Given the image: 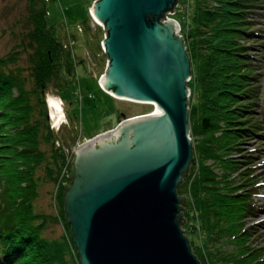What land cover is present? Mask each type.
<instances>
[{"label":"trees","instance_id":"16d2710c","mask_svg":"<svg viewBox=\"0 0 264 264\" xmlns=\"http://www.w3.org/2000/svg\"><path fill=\"white\" fill-rule=\"evenodd\" d=\"M47 1L28 0V31L15 49L0 55V264H69L66 252L76 254L80 262L64 209L72 160L68 163L63 150L55 146L46 97L51 86L62 92L75 85L76 67L83 59L76 57L57 34L56 24L48 20ZM193 3L188 23L174 16L181 22L191 60L194 163L177 188L186 197L182 228L202 264H264V247L250 245L253 232L245 226L249 213L264 209L255 199L264 179L257 178L255 162L250 160L252 164L241 170L243 161L234 159L242 151V141L264 136V115H252L262 76L253 50L264 47L258 41L264 34L254 28L258 23L254 17L264 14L258 11L264 0ZM89 8L80 30L90 35L89 45L100 55L104 38L92 32ZM95 26L103 32L102 26ZM28 48L31 87L20 70L10 67ZM40 171L57 185L59 214L54 218L69 235L64 241L45 236L39 219L45 215L34 212Z\"/></svg>","mask_w":264,"mask_h":264},{"label":"water","instance_id":"95a60500","mask_svg":"<svg viewBox=\"0 0 264 264\" xmlns=\"http://www.w3.org/2000/svg\"><path fill=\"white\" fill-rule=\"evenodd\" d=\"M178 0H95L114 97L152 102L74 149L64 195L81 264H202L182 228L177 188L194 163L191 60L173 13Z\"/></svg>","mask_w":264,"mask_h":264},{"label":"rangeland","instance_id":"374dc122","mask_svg":"<svg viewBox=\"0 0 264 264\" xmlns=\"http://www.w3.org/2000/svg\"><path fill=\"white\" fill-rule=\"evenodd\" d=\"M93 2L94 0H48L46 3L47 18L51 23L56 24L57 34H61L67 43L70 39L75 40L76 44L72 47V51L79 60L83 59L76 67L77 78L74 86L69 85L62 92L51 86L47 92V97H60L64 101V113L68 124L61 125L59 129L52 127L49 109L48 118L50 129L54 132L55 146H58V142L65 146L58 147L67 156L68 163L74 159V149L85 140L114 128L118 121L129 116L148 113L155 109L152 104L116 98L100 85L98 79L107 66V54L100 50V55H98L97 49L89 45L90 35L80 30L83 21L89 16V5L92 6ZM193 2L194 0H179L175 6V11L169 14V17L174 18L178 14L183 24L188 23L194 6ZM27 5L28 0H0V55H7L15 49L28 31L30 23ZM258 11L264 12V7ZM254 18L258 22L254 28L261 29L260 32L264 34V14H255ZM180 21L178 20L182 28ZM91 24L92 32L96 31L100 38H104L106 34L104 30L101 32L97 26ZM94 40H96L95 37ZM258 41L264 44V38H259ZM253 52L259 58L256 62L262 66L260 70L262 76L259 83L261 85L259 103L252 107L254 109L252 115L261 118L264 115V47H261V50H253ZM29 53V48L27 51H22L18 55V59L10 65L14 71L20 70L22 75L29 80L27 87L28 85L31 87L32 84L28 69ZM45 147L46 143L42 140V148ZM240 147L242 151L237 153L234 159L243 161L240 164L243 167L241 170L249 167L252 164L250 160H252L256 164L257 178L264 179V136H253V138L246 139L242 141ZM70 156L71 159L68 160ZM39 175L42 176V181L39 186L40 193L33 202L34 212L45 215L39 218L42 221L45 236L64 241V236L68 237L69 235H67V231L65 232L62 223L54 218L58 219L59 214L55 205L56 203L59 205L57 185L49 182L50 180L44 177L43 171H40ZM255 199L258 204L264 205V186H261ZM245 219V226L253 232L250 237V245L252 247H264V209L256 210L253 215L249 213ZM231 247L232 245L226 246V249ZM65 256L69 264H80L76 254L71 255L66 252Z\"/></svg>","mask_w":264,"mask_h":264},{"label":"clouds","instance_id":"9594fccd","mask_svg":"<svg viewBox=\"0 0 264 264\" xmlns=\"http://www.w3.org/2000/svg\"><path fill=\"white\" fill-rule=\"evenodd\" d=\"M95 1V0H94ZM90 14H91V11H90ZM91 16H92V22H93V24L94 25H100V26H102V28H103V25H101L98 21H96L95 19H94V17H93V15L91 14ZM169 16V15H168ZM174 19V18H173ZM176 20V19H175ZM178 21V20H177ZM181 27V26H180ZM180 35H182L181 33H180ZM183 36V35H182ZM184 37V36H183ZM71 40H73V39H70V41H69V43H67L68 44V47H73L75 44H76V41L75 40H73L74 41V45L73 46H71L70 45V42H71ZM101 47H102V49H103V46H102V43H101ZM103 52H105L104 51V49H103ZM104 74V73H103ZM102 74V75H103ZM101 75V76H102ZM100 76V77H101ZM190 79H191V77H190ZM100 80V79H99ZM187 85H188V82H187ZM46 103H47V106H48V109H49V112H50V123H53L52 124V127H54V128H59L61 125H63V124H68V120H67V118H66V116H65V113H64V111H63V105H64V102H63V100L60 98V97H54V96H48L47 97V100H46ZM192 138V137H191ZM74 153V152H73ZM179 195V194H178ZM81 264V263H80Z\"/></svg>","mask_w":264,"mask_h":264},{"label":"built area","instance_id":"2783aa9c","mask_svg":"<svg viewBox=\"0 0 264 264\" xmlns=\"http://www.w3.org/2000/svg\"><path fill=\"white\" fill-rule=\"evenodd\" d=\"M70 45H71V46L74 45V41H73V40H71ZM52 124H53V123H52ZM59 128H60V127H59ZM59 128H56V129H59ZM58 146H63V144H61V143L58 142ZM63 147H65V146H63ZM67 150H68V149H67ZM70 159H71V156L68 158V160H70Z\"/></svg>","mask_w":264,"mask_h":264},{"label":"bare ground","instance_id":"6f19581e","mask_svg":"<svg viewBox=\"0 0 264 264\" xmlns=\"http://www.w3.org/2000/svg\"><path fill=\"white\" fill-rule=\"evenodd\" d=\"M116 98H118V97H116ZM119 99H122V100H126V99H123V98H119ZM140 103H147V104H154V103H152V102H140ZM64 106V105H63ZM62 106V107H63ZM154 110H156V108L155 109H153V110H151L150 112H153ZM63 111H64V107H63ZM65 112V111H64ZM66 116V115H65Z\"/></svg>","mask_w":264,"mask_h":264}]
</instances>
